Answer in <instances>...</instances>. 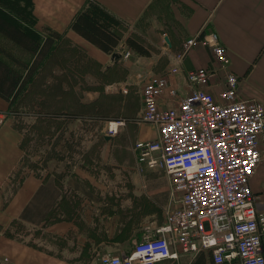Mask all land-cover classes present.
Returning <instances> with one entry per match:
<instances>
[{
    "label": "crops",
    "instance_id": "1",
    "mask_svg": "<svg viewBox=\"0 0 264 264\" xmlns=\"http://www.w3.org/2000/svg\"><path fill=\"white\" fill-rule=\"evenodd\" d=\"M31 2L34 18L31 28L41 33L43 27H47L56 33V37L51 51L14 101L9 104L0 96V262L98 264L100 254L127 252L142 239L147 226H156L164 221L163 212L169 204V184H86L83 181V164L75 168L72 165L73 174L63 176L62 171L70 167L68 161L65 169L64 160L56 159L49 166H43L39 155L31 156L28 142L34 139H27L26 128L17 123L18 116L12 113V107L32 90L33 105L51 110L44 100L47 87L55 88L50 107L56 112L62 96L66 107L62 110L72 109L77 92L87 94V98L92 100L95 96H90L83 81L75 83L74 80L75 76L88 78L92 75L89 68L84 67L89 61L118 73L119 77L105 83V87L113 85L121 91L120 87L125 86L127 92H121L127 94L128 86H136L141 94V77L150 73H166L171 65V54L183 38L211 30L218 34L226 49L229 57L227 68L238 77L237 97L254 98L264 105V0ZM87 7H91L95 15L113 30H120L125 37H137L149 54H139L121 42L119 46L132 51L129 57L133 55L134 60L128 63L129 60L121 56L115 63L111 62L110 53L103 52L70 28L75 14ZM147 12L151 15L143 27L139 22ZM29 59L23 47L0 33V78L2 70L7 67V71L21 75L24 82ZM63 59L67 64L59 66L58 70L57 61ZM75 63L81 69H75ZM210 64L209 48L196 45L185 55L182 74L177 80H182L183 72L190 68ZM47 70L53 79L59 75L65 77L58 89L50 78L45 81V90L39 86L43 85L42 77ZM173 80L175 78L172 77L171 82ZM8 82L9 79L6 83L0 81V88L9 90L12 86ZM83 101L81 96L76 102L82 114L83 107L87 105ZM140 111L141 97L138 113ZM33 114L32 121L39 120L37 113ZM103 114L101 120H105V130L107 121L118 113ZM78 117V120H83ZM69 118L72 116H52L54 124L59 120L65 125ZM57 128L50 135V141L59 134ZM150 129L152 134L147 137L153 138L156 133ZM138 137L146 136L139 134ZM259 148L261 160L249 178V185L264 206V134L260 137ZM156 264L214 263L208 251H199L179 252L176 258H166Z\"/></svg>",
    "mask_w": 264,
    "mask_h": 264
},
{
    "label": "built area",
    "instance_id": "2",
    "mask_svg": "<svg viewBox=\"0 0 264 264\" xmlns=\"http://www.w3.org/2000/svg\"><path fill=\"white\" fill-rule=\"evenodd\" d=\"M196 45L209 48L211 64L177 80ZM119 51L131 54L124 46ZM228 64L218 34L199 31L173 50L166 73L141 77L137 119L156 134L135 141L133 151L138 164L164 171L169 204L161 224L147 226L125 253L100 254L98 264H156L199 251H208L214 264H264V206L249 185L261 160L264 105L237 97L239 80ZM123 125L107 121L104 135L114 137Z\"/></svg>",
    "mask_w": 264,
    "mask_h": 264
},
{
    "label": "rangeland",
    "instance_id": "3",
    "mask_svg": "<svg viewBox=\"0 0 264 264\" xmlns=\"http://www.w3.org/2000/svg\"><path fill=\"white\" fill-rule=\"evenodd\" d=\"M22 2L24 3V1ZM28 5L29 0H25V22L30 26L32 19L29 15ZM10 11H13V8H10ZM149 15H151L149 12L143 15L139 22L141 26L145 27V22H147ZM116 32L121 38L117 46L121 42L125 44V35L120 30ZM133 38L140 41L137 37ZM150 47L152 48L153 46L150 45ZM123 58L128 59V63L134 60L133 55ZM57 63L58 70H60L59 66L67 64L64 59L58 60ZM74 67L75 69L76 67L81 69V66H78L76 63ZM84 67H88L92 75L88 78L75 76L74 80L75 83L83 81L84 85H86L85 89L89 90L90 96H95L94 100L87 98V94L84 95L82 92H77L74 94L75 99L73 100L72 109L62 110L66 109L64 106V96H62V99L56 105L58 109L56 112L53 107H50V98L55 88L52 90L50 87H47L48 92L45 94L44 100L46 107L51 108V110L45 109V107L40 109L34 106L31 101L34 96L31 87L29 89L31 91L25 93V98L22 97L12 107V113L18 116L19 122L17 123L26 128V133L29 135H27V139H34L32 142H28V149L30 148V152L32 153L31 156L33 154L39 155V161H41L43 166H49L56 159L64 160L65 169V163L68 161L70 167L66 171L64 168L62 169L64 170L62 171L63 176L73 174L72 165L75 168L83 164L85 169L83 181L86 184H168V179L161 168L150 169L144 164H138L135 159L133 151L134 142L139 139H149L150 137L147 136L152 134L150 128L154 129L152 125L137 119L141 97L138 88L136 86H128V93L123 94L120 89L113 85L110 87L104 86L105 83L119 77L116 75L118 73L114 72L112 68L104 69L93 61H89ZM46 74L47 76H45ZM45 75H43L41 81L43 85H39L42 90L46 89L44 84H46L45 81L49 78L53 80L57 89L58 85L65 79L61 75L54 77V79L49 77L48 70L45 72ZM59 95L61 94L59 93ZM81 96L84 99V104H87L86 107H83V114L80 113L81 109L76 104ZM39 110L43 112L42 115L38 114ZM33 113H37L39 120L32 121ZM103 113H118L110 120L124 118V125L120 128L119 132L114 137H109L108 139L104 138L105 120H101L102 115H104ZM52 116H72V118H69L64 125L59 120L57 124H54ZM77 117L83 118V120H78ZM56 126L59 129V134L53 141H50V135ZM139 134L145 135L147 138H140L138 137ZM31 163H34L33 160H31Z\"/></svg>",
    "mask_w": 264,
    "mask_h": 264
},
{
    "label": "trees",
    "instance_id": "4",
    "mask_svg": "<svg viewBox=\"0 0 264 264\" xmlns=\"http://www.w3.org/2000/svg\"><path fill=\"white\" fill-rule=\"evenodd\" d=\"M31 3V0H29L28 11L33 21ZM10 8H13V11H10ZM24 13L25 0H0V33L23 47L30 56L26 64L24 82L17 72L7 71V67L2 70L1 83H6L9 79L8 84L12 87H9L10 89L7 91L0 88V96L7 100L9 104L14 101L44 58L49 54L56 37V33L47 27H43L41 33L32 29L25 22ZM70 28L105 53H111L121 39L115 30L95 15L91 7L77 12L70 22ZM124 42L127 47L132 48L139 54H149L148 50L133 37L126 36ZM1 66L0 63V68H2Z\"/></svg>",
    "mask_w": 264,
    "mask_h": 264
},
{
    "label": "water",
    "instance_id": "5",
    "mask_svg": "<svg viewBox=\"0 0 264 264\" xmlns=\"http://www.w3.org/2000/svg\"><path fill=\"white\" fill-rule=\"evenodd\" d=\"M165 39H167L165 37ZM122 48V46H119L117 50H113L110 54H109V58H110V61L115 63L116 61H118L120 58H121V52L119 51L120 49ZM104 138L105 139H108L109 136L107 135H104Z\"/></svg>",
    "mask_w": 264,
    "mask_h": 264
},
{
    "label": "bare ground",
    "instance_id": "6",
    "mask_svg": "<svg viewBox=\"0 0 264 264\" xmlns=\"http://www.w3.org/2000/svg\"><path fill=\"white\" fill-rule=\"evenodd\" d=\"M113 125V124H112Z\"/></svg>",
    "mask_w": 264,
    "mask_h": 264
}]
</instances>
